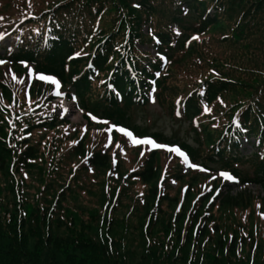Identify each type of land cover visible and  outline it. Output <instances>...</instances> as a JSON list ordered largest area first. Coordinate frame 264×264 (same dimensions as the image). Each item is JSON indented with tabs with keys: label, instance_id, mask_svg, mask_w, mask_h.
<instances>
[{
	"label": "trees",
	"instance_id": "trees-1",
	"mask_svg": "<svg viewBox=\"0 0 264 264\" xmlns=\"http://www.w3.org/2000/svg\"><path fill=\"white\" fill-rule=\"evenodd\" d=\"M0 17L20 23L12 65L88 120L54 113L55 83L0 76V264H264V197L214 196L197 171L160 183L159 153L135 161L106 129L149 134L131 112L154 99L195 132L192 160L264 191V0H1Z\"/></svg>",
	"mask_w": 264,
	"mask_h": 264
},
{
	"label": "rangeland",
	"instance_id": "rangeland-1",
	"mask_svg": "<svg viewBox=\"0 0 264 264\" xmlns=\"http://www.w3.org/2000/svg\"><path fill=\"white\" fill-rule=\"evenodd\" d=\"M4 2V0H2ZM1 3V0H0ZM12 28H16L15 23L11 22L6 24L5 28L3 30H0V35L3 36V39H0V55L4 54V48L9 47L10 44L13 41L10 34H8L9 30ZM4 63H0V76L9 75L13 73L16 69L18 71V74L22 76L23 79H32L33 76H31V70L29 71V67H23L20 65L13 66L10 64L7 60H0ZM28 72L30 74H28ZM63 107L57 111L58 114L61 115H67L70 117V119L74 123L83 122V112L76 108L75 103L71 101H66L64 99H61ZM133 113V122L134 124L138 126H142L146 129H148L149 134H162L164 135V138L167 137L171 142H176L179 144H190V145H197L195 143L196 135L194 131L191 129L189 124L183 122H177L176 120L172 119L167 113H169L168 110L163 109L158 106V104L153 103L149 107L145 109H135L131 112ZM151 140V139H146ZM152 141V140H151ZM153 142V141H152ZM245 147L243 148V155H250L252 153L251 147L248 145V143H245ZM155 144L154 142L152 144H143V146L139 147L137 150V153L134 154L135 161L138 160L143 154V151H148L151 148H154ZM205 157V154H203ZM165 162L164 155L160 158V160L157 161L160 168H162L163 164ZM214 167V166H213ZM218 167V166H217ZM216 167V168H217ZM243 169L250 170L251 171V164L246 163L243 166ZM248 187V186H247ZM227 190L226 188H224ZM233 193L236 195L240 193V189H232ZM247 191L249 193H252L253 195H263V187L259 184L257 185H250L247 188ZM238 192V193H237Z\"/></svg>",
	"mask_w": 264,
	"mask_h": 264
},
{
	"label": "snow or ice",
	"instance_id": "snow-or-ice-1",
	"mask_svg": "<svg viewBox=\"0 0 264 264\" xmlns=\"http://www.w3.org/2000/svg\"><path fill=\"white\" fill-rule=\"evenodd\" d=\"M2 19V18H0ZM0 39H3V36L0 35ZM193 39H196V37H193ZM79 55V54H77ZM0 63H4L3 61H0ZM41 79H44L43 76L40 77ZM120 131L122 132H125V135L129 136L130 138L132 137V134L131 132H126L124 129H120ZM133 143L136 144V143H141V144H152L153 142L151 140H133ZM222 176H224L226 179L228 180H234V177H232L231 175L229 174H226V173H221Z\"/></svg>",
	"mask_w": 264,
	"mask_h": 264
}]
</instances>
